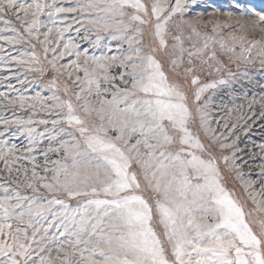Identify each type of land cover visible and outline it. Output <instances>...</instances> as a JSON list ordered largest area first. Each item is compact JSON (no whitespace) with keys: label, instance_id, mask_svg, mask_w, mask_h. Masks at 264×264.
Wrapping results in <instances>:
<instances>
[{"label":"snow or ice","instance_id":"1","mask_svg":"<svg viewBox=\"0 0 264 264\" xmlns=\"http://www.w3.org/2000/svg\"><path fill=\"white\" fill-rule=\"evenodd\" d=\"M195 6L0 0V66L34 90L0 92V264H264V144L237 134L264 119V10ZM224 95L250 114L221 125Z\"/></svg>","mask_w":264,"mask_h":264},{"label":"rangeland","instance_id":"2","mask_svg":"<svg viewBox=\"0 0 264 264\" xmlns=\"http://www.w3.org/2000/svg\"><path fill=\"white\" fill-rule=\"evenodd\" d=\"M59 2L67 5V4H76V0H59ZM82 2H86V0H82ZM252 6H255V9L257 11L264 10V0H196V6L193 9V15L203 14L204 20H209L213 18H217L221 21L227 19V17L224 15L226 12H232L234 16H239L240 13L243 11L247 13L248 9H250ZM75 15V14H70ZM246 19H251L252 17L250 15L245 16ZM87 23V17H80L79 23L73 25V29L76 27H80L81 25H86ZM58 26H60L58 24ZM84 29L81 28V35H83ZM71 35L76 38V40L79 42L80 47L82 49H87L90 53H94L96 55L100 54L99 48H93L91 43L89 41L81 40L80 37L76 36V33L74 30H70V33H66L65 36ZM94 39V36L92 37ZM104 40L106 42L107 36L105 34ZM15 54V52L13 53ZM253 55H255V50L253 51ZM258 63V61H257ZM17 71H23V70H17L15 67L11 68H5L4 66H0V92H4L9 94L10 96H16L18 93L15 91H10L7 87L8 83L10 82L16 89H20L24 92L25 95H33L34 90L30 86L27 89H24L21 84L17 81L16 77L13 75V73ZM255 79L258 81L264 82V71H260L257 69V71L254 73ZM23 77L21 76V79ZM31 79V77H29ZM237 88V97H243L245 94H247V100H251L253 96L256 97L257 100H259L260 96V89L259 87H245L240 88L239 85H236ZM230 95V94H229ZM229 95H224L223 100L225 103L228 104L229 108L232 109L231 115H227L225 113L220 112H214L213 115L221 120V125L227 121L229 124L236 122L239 117L242 114L249 113L247 101L241 98H237L235 100V104H232L229 102ZM243 104V109H240L238 105ZM254 110L259 113L260 108L257 104L254 108ZM16 115H24L23 112L17 111ZM44 115L43 113H39V116ZM0 116H8L9 118L13 117V111L11 108L7 109H0ZM264 119L257 120L255 124H253L251 130L245 135L241 132H239V126L237 129V134L240 135L239 140V146L244 150L245 153H259L260 152V145L264 144ZM213 127H216L215 124H213ZM221 130H224L223 128ZM13 143H16L18 146V150L22 153L23 147L27 146V140L25 138H20V140H13ZM46 144V142H45ZM42 151V149H41ZM53 159L56 157L53 156ZM246 158V157H245ZM259 159V156L257 157ZM36 163H43V157L39 154V152L36 153ZM19 164H23L29 169L31 168L32 161L31 160H21L18 161ZM4 163L3 161H0V182H3V177L5 175L4 171ZM39 170V169H38ZM247 171V170H246ZM258 178V171L252 173V179Z\"/></svg>","mask_w":264,"mask_h":264}]
</instances>
